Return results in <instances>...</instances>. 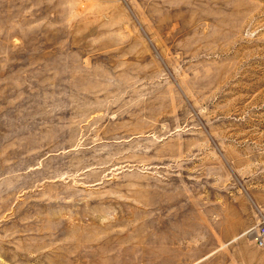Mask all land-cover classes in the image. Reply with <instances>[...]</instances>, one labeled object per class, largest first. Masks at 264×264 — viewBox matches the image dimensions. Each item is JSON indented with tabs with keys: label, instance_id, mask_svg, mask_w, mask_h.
<instances>
[{
	"label": "rangeland",
	"instance_id": "rangeland-1",
	"mask_svg": "<svg viewBox=\"0 0 264 264\" xmlns=\"http://www.w3.org/2000/svg\"><path fill=\"white\" fill-rule=\"evenodd\" d=\"M264 0H0V264H264Z\"/></svg>",
	"mask_w": 264,
	"mask_h": 264
},
{
	"label": "built area",
	"instance_id": "built-area-1",
	"mask_svg": "<svg viewBox=\"0 0 264 264\" xmlns=\"http://www.w3.org/2000/svg\"><path fill=\"white\" fill-rule=\"evenodd\" d=\"M254 242L258 247L264 248V222L257 227Z\"/></svg>",
	"mask_w": 264,
	"mask_h": 264
}]
</instances>
